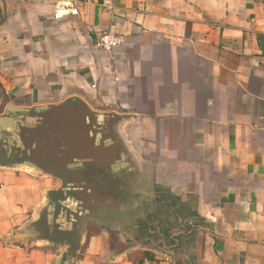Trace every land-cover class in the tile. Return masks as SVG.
Listing matches in <instances>:
<instances>
[{
  "label": "crops",
  "instance_id": "crops-1",
  "mask_svg": "<svg viewBox=\"0 0 264 264\" xmlns=\"http://www.w3.org/2000/svg\"><path fill=\"white\" fill-rule=\"evenodd\" d=\"M64 2L79 15L54 19ZM0 87V116L72 97L119 116L137 200L164 190L203 220L184 262L264 264V0H0ZM63 182L0 166V264H179L137 216L56 220Z\"/></svg>",
  "mask_w": 264,
  "mask_h": 264
},
{
  "label": "water",
  "instance_id": "water-1",
  "mask_svg": "<svg viewBox=\"0 0 264 264\" xmlns=\"http://www.w3.org/2000/svg\"><path fill=\"white\" fill-rule=\"evenodd\" d=\"M120 121L77 97L53 105L8 107L0 116V166L63 179V187L47 199L56 220L60 216L81 225L93 216L122 219L141 183L119 135Z\"/></svg>",
  "mask_w": 264,
  "mask_h": 264
},
{
  "label": "rangeland",
  "instance_id": "rangeland-1",
  "mask_svg": "<svg viewBox=\"0 0 264 264\" xmlns=\"http://www.w3.org/2000/svg\"><path fill=\"white\" fill-rule=\"evenodd\" d=\"M146 193L151 194V196L147 199L136 200L129 210L126 211L124 219L127 218L128 215L130 217L137 216V222H139V220H149L150 226H156L157 231L153 233V236L157 237L142 239L145 247L154 252V254L159 256H172L178 260H187L190 255L192 257V252L189 250V243H185L186 239L178 241L177 238L185 234L187 238L190 236V232L193 231L192 226H194V218L189 220L187 218H181V222L177 221L173 214V210L169 209L164 205L163 201L159 200V197L166 194L167 191L161 190L156 192V190H153L146 191ZM195 221L199 222V220ZM170 226H172V235L168 236L166 233H163V230ZM189 226L191 229H189ZM133 236L138 239V230Z\"/></svg>",
  "mask_w": 264,
  "mask_h": 264
},
{
  "label": "trees",
  "instance_id": "trees-1",
  "mask_svg": "<svg viewBox=\"0 0 264 264\" xmlns=\"http://www.w3.org/2000/svg\"><path fill=\"white\" fill-rule=\"evenodd\" d=\"M159 191L161 190L160 189L156 190V192H159ZM159 200L163 201L165 206L173 210V214L176 217L177 221L181 222V218L183 219L187 218L188 220L194 218V222H193L194 226H192L193 231L190 232V236L187 238L185 234V235H180L177 238L178 241L186 239L185 241L186 244L191 243L194 240L195 235L198 233L199 228L204 225L203 220L200 218L199 215L192 212L187 204L180 202L179 199H177L176 197H173L169 192L161 195L159 197ZM195 220H199V222H196ZM189 229H191L190 226H189ZM137 230H138V239H137L138 241H143L142 239H145L147 237H152V238L157 237V236H153V233L157 231V228L156 226L155 227L150 226L149 220L139 221L137 225ZM163 233H166L168 236L172 235V226L163 230ZM145 257L149 260L153 259L151 252H145ZM192 261L194 260L192 259L191 262ZM178 263L188 264L187 262H184L183 260L179 261ZM191 264H194V262H192Z\"/></svg>",
  "mask_w": 264,
  "mask_h": 264
},
{
  "label": "built area",
  "instance_id": "built-area-1",
  "mask_svg": "<svg viewBox=\"0 0 264 264\" xmlns=\"http://www.w3.org/2000/svg\"><path fill=\"white\" fill-rule=\"evenodd\" d=\"M103 5L108 8L111 7L109 1H105ZM66 15L78 16L79 9L71 2L58 4L53 12V18L61 19ZM123 39V36L115 33H104L99 37L97 46L104 51L112 52L122 44Z\"/></svg>",
  "mask_w": 264,
  "mask_h": 264
}]
</instances>
